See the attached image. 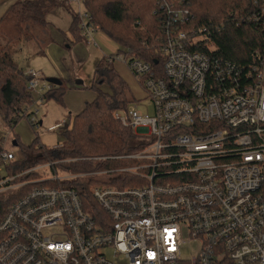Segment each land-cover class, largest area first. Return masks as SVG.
Segmentation results:
<instances>
[{"label":"built area","instance_id":"built-area-1","mask_svg":"<svg viewBox=\"0 0 264 264\" xmlns=\"http://www.w3.org/2000/svg\"><path fill=\"white\" fill-rule=\"evenodd\" d=\"M157 1L164 77L136 53L108 56L152 103L115 112L133 132L124 154L51 159L61 147L38 143L25 163L0 118V264H264V56L243 68L193 50L206 31L184 29V2ZM24 75L33 101L17 117L36 132L56 86Z\"/></svg>","mask_w":264,"mask_h":264},{"label":"trees","instance_id":"trees-1","mask_svg":"<svg viewBox=\"0 0 264 264\" xmlns=\"http://www.w3.org/2000/svg\"><path fill=\"white\" fill-rule=\"evenodd\" d=\"M181 1L189 9L191 18L184 27L187 31H206V43L193 50L207 53L218 60L243 68L258 61L257 53L264 56V0H168ZM70 0L18 1L9 6L0 19V117L13 129L22 118L17 113L32 103L27 91L28 78L16 63L12 50L14 43L33 41L37 28L48 25L47 15L54 8L69 7ZM91 23L106 33L120 48L116 54H137L151 62L159 76L163 74V60L158 53V40L165 13L158 8L157 0H81ZM157 12L158 15L154 14ZM100 15L112 25L129 23L132 34L112 32L97 23ZM71 34L81 37L79 14L73 15ZM5 42V45L2 44ZM208 45H213L211 51ZM114 56V55H111ZM117 62L108 57L99 61L94 73L92 90L96 97L86 103L79 115L73 118L71 128L63 132L65 143L61 150L49 154L50 158L66 159L95 155H120L130 148L133 132L121 126L114 114L127 109L136 101L129 83L116 68ZM103 87L105 90H103ZM65 87H55L46 96V102L56 99L62 103ZM38 140L21 150L36 152ZM2 139L0 138V150ZM1 152V151H0ZM29 155V154H28ZM30 156V155H29ZM28 157L25 163H28ZM77 167V166H76Z\"/></svg>","mask_w":264,"mask_h":264},{"label":"rangeland","instance_id":"rangeland-1","mask_svg":"<svg viewBox=\"0 0 264 264\" xmlns=\"http://www.w3.org/2000/svg\"><path fill=\"white\" fill-rule=\"evenodd\" d=\"M69 4L74 7L73 10L75 14L81 13V15H84L86 13L84 5L81 6L82 8H79L77 5L72 4L71 2H69ZM95 19L97 23L104 24L108 29H110L114 33H118V34L121 33L125 35L132 34V32H130V29L132 30L133 25H131L128 28L129 23L119 24L117 26L112 25L110 24V22H108L106 19H104L100 15H95ZM93 33L95 36L97 34H100L105 39H103V41L98 40L96 41L97 43L95 44L91 42L89 43L88 46L82 49L81 46H83L84 43L80 42L79 40L77 41L76 40L77 38H75V36L71 34V32H69L70 42L76 45V47L79 49V52H80V49L82 50L81 54L76 52L75 49L67 50L66 47L68 46V44H64V41L59 42L58 44L55 43V44L49 45L44 50V52L36 48L37 52L34 55V57L31 55L28 56V54L26 56L25 55L27 53L26 50H24L20 54V57L17 63L21 65V69L23 68L26 70L28 69L30 65L33 66L35 64L40 63L41 66L43 67L42 70H44L43 74H44L45 79L46 78L49 79L48 78L49 72H53L54 74H56L55 71H58L59 76L63 78L61 75V70L59 69L60 65L57 62V60L62 59L60 58L62 53L58 51L59 49H61L62 51L66 53L65 56L71 55V62H74L77 64L79 63L75 61L73 57L74 53H76L78 57L79 55H82V59H83V64H81L82 67L80 69V73L78 76L79 79L77 78L83 84L77 86V82H74L72 83V86L68 85L70 92L68 91V88L65 86L64 92L66 93L64 95V99L62 103L52 98L48 100L43 106H41L42 108L40 109V114L38 116L39 120L43 121V125L41 126V129L37 130L36 132L32 130L29 124V121H27V119L25 118H22L19 121L18 125L13 128L15 135L18 136L19 143L21 146L32 145L36 141L37 138H39V141L48 150H52L53 147L64 144L65 136L63 135V132L65 131V129H56V130L50 131L51 127H54L57 124L62 123L64 121H68V124H69L68 127L71 128L72 123L74 121L73 118L75 117V115L78 114L77 110L75 111V109H77L78 107L77 105H79L81 101L82 102L80 104L83 105L85 102H92L93 99H95L94 97L97 94L95 91L92 90V87H93V82H94V77H95L94 73H95L96 66L98 65L99 61L104 59L106 56H110L112 54L117 53L118 47H117V44L106 33H103L98 30L94 31ZM34 35H36V33H34ZM36 37L35 39L37 40L38 38ZM24 42L25 41H21L20 43H14V46H12V49L14 47L18 49L20 45L25 44ZM2 44L5 45V42L2 41ZM55 50L58 51L56 52V59L54 55ZM83 52H85L84 55H83ZM125 69H122L120 72L126 77L127 81L130 83L131 89H132L133 95L136 98V101H139L142 99L139 102L140 104H143L142 109L144 108L146 110V106H149V111L151 113L152 109H150V107L152 106V103H149L148 100L143 99L145 97L144 92L142 91V89H140L134 77L131 74H129L128 71ZM103 90H105L104 87H103ZM70 114H72L71 119L68 118ZM11 145L12 143L8 142V148L11 147ZM194 248L195 246L191 245L189 249L186 250V254L190 256Z\"/></svg>","mask_w":264,"mask_h":264},{"label":"crops","instance_id":"crops-1","mask_svg":"<svg viewBox=\"0 0 264 264\" xmlns=\"http://www.w3.org/2000/svg\"><path fill=\"white\" fill-rule=\"evenodd\" d=\"M18 1H24V0H0V19L2 18V16L4 15V13L7 11V9L9 8V6L18 3ZM28 1H38V0H28ZM73 8L74 7L72 5H70L67 8L62 7V8H54V9L50 10L49 13H48V15H47L48 25L46 27H44V28H37L36 29V32L35 33L37 35L36 38H38V39L37 40L34 39V41L24 42L25 44L20 45L18 47V49L16 47H14L12 49L15 52L14 59H15L16 63L19 60L20 54L24 50L27 51V53L25 54L26 56L28 54V56L31 55V56L34 57V55L37 52V49H40V50H42L44 52V50L49 45L55 44V43L58 44L59 42H63V41H64V44H68V46L66 47L67 50H69V49H75L76 52H78L79 54H81L82 53V50L80 49V52H79V49L76 47V45L72 44V42H70V40H69V37H70L69 32H70V28H71L72 23H73L72 17H73V15H76L77 14V13L76 14L74 13ZM75 38H77L76 39L77 41L79 40L80 42H83L84 43V45L81 46L82 49H84L86 46H88L89 43H91V42H93V44H95V43H97L96 41H98V40L103 41V39H105L100 34H97L96 36L93 35V37L91 39H85L83 36H81V37H76L75 36ZM53 46H55V45H53ZM71 46H73V47H71ZM117 47H118V51H117V53H118L120 51V48L121 47H119L118 45H117ZM58 51L62 53L61 54V57H60L62 59L57 60V62L60 65L59 69L61 70V75H62L63 78H61L59 76L58 71H55L56 74H54L53 72H49L48 73V78L49 79L54 78V79L59 80L61 82V85L60 86H56V87H63L64 88L66 86L68 88V91H69L68 85L72 86V83H74V82H77V86L82 85L83 83L80 80H78L79 79L78 76H79V73H80V69L82 67L81 64H83L82 55H79V57H78L76 55V53L73 54L74 55L73 57H74L75 61L79 62L77 64V63L71 62V55L65 56L66 53L64 51H62L61 49H59ZM58 51L55 50V54H54L55 55V59H56V52H58ZM84 53L85 52H83V55H84ZM117 53L112 54V55H116ZM106 57H108V56H106ZM18 65L21 68V65L20 64H18ZM124 67L125 66L122 63L121 64L120 63H116V68L119 70L120 75H123L120 71L122 69H125L126 68V67L125 68ZM34 69L36 71H39L41 73V75H42V78H44V74H43V71L44 70H42L43 67L41 66L40 63L39 64H35L33 66L30 65L28 67V69H26V70L22 68V70L24 71V74H25V72L30 71V70H34ZM125 70L128 71L127 68ZM128 73H129V71H128ZM124 78L126 79L125 76H124ZM49 79H47V78L45 79L44 78L45 81H47ZM126 81H127V79H126ZM129 85H130V83H129ZM130 89H131V85H130ZM95 97H96V95H95ZM80 103H79V105H77L78 106L77 109H75V111L77 110V113H78L77 115H79V113L83 111V109L86 106V103H91V102H85L83 104L84 106L82 104H80ZM77 115H75V116H77ZM71 117H72V114H70L68 116V118H70V119H71ZM39 121L41 122V125H40V128L39 129H41V126L43 125V121L42 120H39ZM64 122H66V126H65V128H62V129H66L68 127V125H69L68 124V121H64ZM64 122H62V123H64ZM59 124H61V123H59ZM59 124H57V125H59ZM6 127H7V125H6ZM51 128H53V127H51ZM7 129H9L10 131H12V136H14V138H16V141H18L17 143L19 145L20 143H19L18 136L15 135L13 129H10L9 127H7ZM36 140H38V143L42 144L39 141V138H37ZM63 145L64 144L58 145V146L62 148ZM58 146H55V147H58ZM61 148H60V150H61ZM20 150H21V148H20ZM21 151L23 152L24 150H21ZM26 152L27 153H25V151L23 152L25 154L26 158L27 157L30 158L32 153H29V151H26ZM33 153H35V152H33Z\"/></svg>","mask_w":264,"mask_h":264},{"label":"water","instance_id":"water-1","mask_svg":"<svg viewBox=\"0 0 264 264\" xmlns=\"http://www.w3.org/2000/svg\"><path fill=\"white\" fill-rule=\"evenodd\" d=\"M49 83L55 85V86H60L61 85V82L57 79H54V78H51L49 80H47ZM13 145L14 146H18V143L16 141L13 142Z\"/></svg>","mask_w":264,"mask_h":264}]
</instances>
